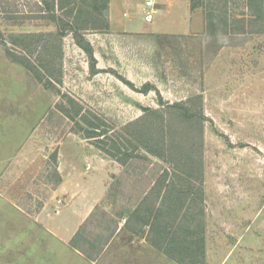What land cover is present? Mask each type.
Wrapping results in <instances>:
<instances>
[{"label":"rangeland","instance_id":"rangeland-1","mask_svg":"<svg viewBox=\"0 0 264 264\" xmlns=\"http://www.w3.org/2000/svg\"><path fill=\"white\" fill-rule=\"evenodd\" d=\"M77 2L106 23L81 32L96 73L68 32L56 43L62 83L49 87L37 56L57 28L43 0H0V264H264V9L260 18L252 0ZM28 35L42 36L35 50ZM198 97L204 200L182 219L205 241L199 251L193 236V253L152 231L140 209L146 176L172 173L170 164L121 165L61 106L73 98L109 135L132 139L129 124L161 99L196 107Z\"/></svg>","mask_w":264,"mask_h":264},{"label":"trees","instance_id":"trees-1","mask_svg":"<svg viewBox=\"0 0 264 264\" xmlns=\"http://www.w3.org/2000/svg\"><path fill=\"white\" fill-rule=\"evenodd\" d=\"M252 1V4L258 8L257 15L262 18L264 1ZM43 3L49 12L47 19L57 28L56 37L52 35L49 37L57 38L56 41L53 43L49 39L44 45V52L37 56L47 61L43 67L49 77L48 86L54 87L55 82L62 83V72L56 68L57 62L61 60L62 50L61 45L57 46L56 43L61 44L68 32L73 33L79 47L89 55L93 62L92 72L96 73L93 49L85 42L81 32L104 30L105 21L86 7H80L77 0H43ZM25 38L31 42L28 48L35 50L36 48L33 47L41 43L42 36L28 35ZM34 50L30 53L34 54ZM11 56L15 62L28 67L41 81L43 80L42 72L27 58L14 54ZM147 91L148 88L144 90ZM67 99L68 104L61 106L62 112L74 123L83 137L95 141L97 148L106 156L123 166L134 162L144 165L150 161V156L170 164L172 173L162 170V173L158 171L153 172L155 174L152 173L151 177L146 176L147 183L153 186L141 200L140 209L151 230L159 233L165 240L171 239L177 249L179 247L186 252L195 253L196 247L191 246L193 243L191 239L197 236L194 243L197 244L199 251H204L203 237L199 236L198 232L194 233L189 227L186 228L182 221L187 219V210L190 206L204 200L203 153L206 117L202 108V98H197L199 103L196 107L192 101L168 104L161 99V108L147 109L141 118L129 124V128L134 130L131 134L132 139L121 133L109 135V130L97 116L87 111L73 98ZM139 169L140 175L148 173L147 166ZM141 196L139 195V198ZM159 198L162 199L160 205ZM187 204L189 207H186ZM183 211L186 212L184 217L181 215Z\"/></svg>","mask_w":264,"mask_h":264},{"label":"built area","instance_id":"built-area-1","mask_svg":"<svg viewBox=\"0 0 264 264\" xmlns=\"http://www.w3.org/2000/svg\"><path fill=\"white\" fill-rule=\"evenodd\" d=\"M147 6H148V11L145 14L144 20L146 23H151L154 19V12H155L153 1L147 2Z\"/></svg>","mask_w":264,"mask_h":264}]
</instances>
